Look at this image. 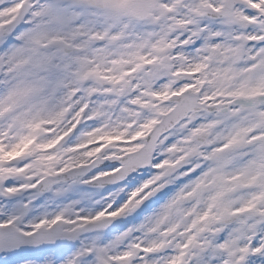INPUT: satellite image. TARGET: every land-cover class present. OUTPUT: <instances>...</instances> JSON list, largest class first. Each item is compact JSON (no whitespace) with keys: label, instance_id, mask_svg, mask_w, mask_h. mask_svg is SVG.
<instances>
[{"label":"snow or ice","instance_id":"1","mask_svg":"<svg viewBox=\"0 0 264 264\" xmlns=\"http://www.w3.org/2000/svg\"><path fill=\"white\" fill-rule=\"evenodd\" d=\"M0 264H264V0H0Z\"/></svg>","mask_w":264,"mask_h":264}]
</instances>
